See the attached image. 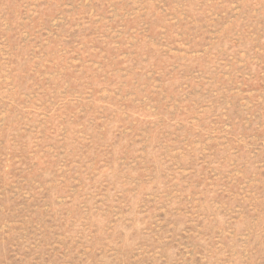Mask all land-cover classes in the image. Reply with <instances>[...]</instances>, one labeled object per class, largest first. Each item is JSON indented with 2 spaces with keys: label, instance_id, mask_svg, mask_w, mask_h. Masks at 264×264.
<instances>
[{
  "label": "rangeland",
  "instance_id": "rangeland-1",
  "mask_svg": "<svg viewBox=\"0 0 264 264\" xmlns=\"http://www.w3.org/2000/svg\"><path fill=\"white\" fill-rule=\"evenodd\" d=\"M0 264H264V0H0Z\"/></svg>",
  "mask_w": 264,
  "mask_h": 264
}]
</instances>
